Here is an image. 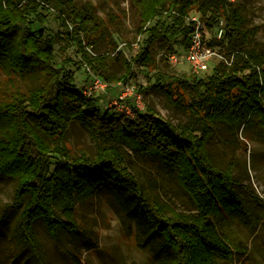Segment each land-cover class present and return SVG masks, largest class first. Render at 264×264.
I'll return each mask as SVG.
<instances>
[{
    "label": "trees",
    "instance_id": "trees-1",
    "mask_svg": "<svg viewBox=\"0 0 264 264\" xmlns=\"http://www.w3.org/2000/svg\"><path fill=\"white\" fill-rule=\"evenodd\" d=\"M140 18L139 50L124 59L120 76L107 71V55H92V28L99 25L94 8H78L74 0H0V181L15 180L12 201L0 214V239L16 215L8 238L13 260L30 254L48 264L36 225L41 224L59 250L74 257L79 246L98 247L92 229L78 220V208L101 193L131 228L138 246L148 250L151 264H251L252 248L231 222L243 221L254 235L264 222V199L239 191L234 164L218 165L208 141L224 124L264 143V43L250 46L259 26H247L242 7L232 0H131ZM197 12L209 28L226 21L223 45L232 64L221 63L207 77L178 74L160 66L155 45L181 37L185 48L194 30L189 16ZM62 31L48 32V17ZM73 19L76 26L71 25ZM39 24L43 25L40 26ZM64 58L57 62L56 45ZM77 48L83 65L99 76L124 84L135 64L156 69L153 83L140 91L159 90L188 116L174 124L152 108L133 117L115 107L103 109L75 81L67 55ZM118 57V56H117ZM80 67V66H79ZM81 124L97 151L74 152L67 135ZM136 158L152 160L169 171L189 196L193 210L178 211L154 196L133 173ZM74 236L78 237L73 240Z\"/></svg>",
    "mask_w": 264,
    "mask_h": 264
},
{
    "label": "rangeland",
    "instance_id": "rangeland-1",
    "mask_svg": "<svg viewBox=\"0 0 264 264\" xmlns=\"http://www.w3.org/2000/svg\"><path fill=\"white\" fill-rule=\"evenodd\" d=\"M74 1L78 8L90 4L98 16L99 25L96 28L93 27L91 33V38L95 43L88 47V51L92 55H107L105 65L111 75L120 76L124 74L126 71L124 59L129 60L136 55L141 39L140 36H137L140 18L132 6L131 0ZM232 1L242 7L247 18V26H259L256 39L250 46L257 47L263 44L264 0ZM69 21L72 27L77 25L73 19ZM45 26L52 36L62 31L59 22L53 15L48 17ZM207 38L208 45L215 50L216 54L209 62L208 70L197 74L203 78L213 73L214 68L223 63L220 55L226 57L223 52V45L216 42L212 44L213 33H208ZM181 41V37L172 38L169 41L175 51L173 54H176L179 59L178 63L171 61V55L167 52L162 40L155 45L157 58L160 59V66L163 69L173 70L180 75H192V67L185 58L186 48ZM59 48L60 44H57V62H61L64 58ZM67 55L73 59L69 67L75 71L76 84L85 89L90 75L87 67L81 62L77 48H70ZM134 71L135 76L125 84L120 81L109 82L105 79L108 82V88L93 95L100 98V105L103 109L115 107L121 111L116 102H124L128 107L131 105L137 107L139 101L142 111L152 108L174 124H183L188 121L187 114L176 107L162 91L148 90L144 92L139 90V86L146 87L153 83L156 69L135 64ZM4 81L5 75L0 69V85ZM127 89H130L132 93L126 95L125 100H120L119 97ZM217 127L216 133L210 138L207 145L212 158L223 167L231 163L234 164V173L239 184L238 189L244 195L248 197L246 188L248 187L249 190L255 191L264 199V143L255 140L248 134L244 135L242 132L234 135L228 131L224 124H218ZM67 141L74 152L86 151L89 154H95L97 151L96 142L88 131L77 122L71 125ZM131 169L139 181L161 201L178 211L189 212L193 210L189 196L179 186L174 176L157 162L136 158ZM15 189V180L5 178L0 181V214L4 204L13 200ZM110 195L101 193L79 206L78 220L83 227L92 229L95 238H97L98 247L88 249L85 246H79L76 250V257L66 250H59L44 227L39 223L36 225L37 234L48 264H151L148 250L138 246L135 225L130 228L128 222L112 208ZM16 218V215L11 216L6 236L0 239V264H37L33 257L27 260L30 254L16 260H13L14 254H10L11 246L8 238L13 235L12 227ZM230 227L237 235L249 242V247L252 248L249 262L251 264H264V222L255 235L243 221L231 222ZM72 239L78 241L77 236Z\"/></svg>",
    "mask_w": 264,
    "mask_h": 264
},
{
    "label": "built area",
    "instance_id": "built-area-1",
    "mask_svg": "<svg viewBox=\"0 0 264 264\" xmlns=\"http://www.w3.org/2000/svg\"><path fill=\"white\" fill-rule=\"evenodd\" d=\"M189 21L193 23L194 30L191 34V41L189 46L186 49V60L190 63L192 71L194 73H201L206 71L209 68V62L212 60L213 56L216 54L215 50L208 45V33H213V38L216 40H221L225 35V26L226 21L221 19L214 27L209 28L206 21L201 17L197 12L192 13L189 18ZM222 61L227 65L232 64L234 55L230 58L220 55ZM171 61L178 63L179 59L176 54L170 56ZM89 72L90 78L88 80L87 87H85V93L89 96H93L95 93L100 91H105L108 88V82L99 75H96L91 67L85 64ZM122 84V83H121ZM133 90V89H132ZM132 92L130 89H127L119 98L120 100H125L126 95H130ZM116 105L128 116L133 117L136 113V110H142L140 102H137V107L132 106L128 107L124 102L117 103Z\"/></svg>",
    "mask_w": 264,
    "mask_h": 264
}]
</instances>
